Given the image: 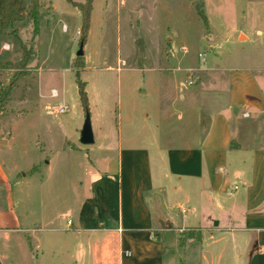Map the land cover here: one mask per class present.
<instances>
[{
  "label": "rangeland",
  "instance_id": "374dc122",
  "mask_svg": "<svg viewBox=\"0 0 264 264\" xmlns=\"http://www.w3.org/2000/svg\"><path fill=\"white\" fill-rule=\"evenodd\" d=\"M22 1L21 18L0 29V127L11 134L0 139V228L9 222L3 212L25 214L27 225L56 215L62 228L67 208L73 215L81 202L86 211L100 209L104 174L89 160L112 148L118 122L123 135L155 130L160 115L153 98L173 101L201 89L206 76L218 82L228 74L231 80L232 71L251 75L264 93V0ZM80 45L83 53L76 56ZM54 88L56 97L50 95ZM61 104L67 112L56 111ZM177 110L162 131L177 129ZM86 112L95 144L79 140ZM100 135L110 144H98ZM107 174L116 182L115 170ZM11 233L14 239L5 241L0 231V254L7 255H0V264H48L35 240L24 246L23 233Z\"/></svg>",
  "mask_w": 264,
  "mask_h": 264
},
{
  "label": "crops",
  "instance_id": "0c3cea01",
  "mask_svg": "<svg viewBox=\"0 0 264 264\" xmlns=\"http://www.w3.org/2000/svg\"><path fill=\"white\" fill-rule=\"evenodd\" d=\"M230 74L206 76L201 89L167 103L153 98L160 119L144 136L137 128L123 135L118 122L112 148L89 160L104 174L100 209L67 208L62 228L56 215L27 225L25 214L3 212L2 238L22 232V244L35 240L48 264H264V93L251 75ZM175 108L177 129L162 131Z\"/></svg>",
  "mask_w": 264,
  "mask_h": 264
},
{
  "label": "trees",
  "instance_id": "16d2710c",
  "mask_svg": "<svg viewBox=\"0 0 264 264\" xmlns=\"http://www.w3.org/2000/svg\"><path fill=\"white\" fill-rule=\"evenodd\" d=\"M89 6L91 0H88ZM88 6V9H89ZM200 9V8H199ZM24 10V5L22 0H0V29L5 28L6 26L10 25L13 21L19 20L22 16V11ZM199 14H201L202 18H205L203 13L198 10ZM87 11H85V16L83 19V31L87 30L88 23H87ZM34 18V23H36V12L33 16ZM37 31V26L34 24V32ZM84 37L81 39L83 42ZM81 42V43H82ZM9 88V87H7ZM5 97L7 98L8 96V91L6 90L4 92ZM80 95L82 102L84 103L85 107H87V100H86V94L82 86H80Z\"/></svg>",
  "mask_w": 264,
  "mask_h": 264
},
{
  "label": "water",
  "instance_id": "95a60500",
  "mask_svg": "<svg viewBox=\"0 0 264 264\" xmlns=\"http://www.w3.org/2000/svg\"><path fill=\"white\" fill-rule=\"evenodd\" d=\"M82 53V45H80V48L76 52V56H80ZM79 140L83 144H90L94 141L91 119L88 112H86L84 116V120L79 132Z\"/></svg>",
  "mask_w": 264,
  "mask_h": 264
},
{
  "label": "built area",
  "instance_id": "2783aa9c",
  "mask_svg": "<svg viewBox=\"0 0 264 264\" xmlns=\"http://www.w3.org/2000/svg\"><path fill=\"white\" fill-rule=\"evenodd\" d=\"M50 95L52 96V97H56L57 95H58V91H57V89H51L50 90ZM56 111L58 112V113H65V112H67L68 111V106L66 105V104H61V105H59L57 108H56ZM234 187H236V186H234ZM228 193H231V191H228ZM69 223H70V221H68Z\"/></svg>",
  "mask_w": 264,
  "mask_h": 264
}]
</instances>
